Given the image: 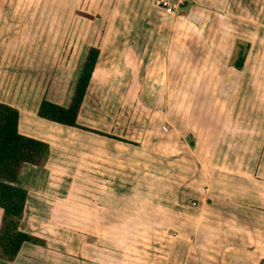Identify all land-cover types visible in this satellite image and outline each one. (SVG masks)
Returning a JSON list of instances; mask_svg holds the SVG:
<instances>
[{
    "label": "crops",
    "instance_id": "crops-1",
    "mask_svg": "<svg viewBox=\"0 0 264 264\" xmlns=\"http://www.w3.org/2000/svg\"><path fill=\"white\" fill-rule=\"evenodd\" d=\"M10 1L0 0V34L17 39L0 42V102L19 110L23 135L51 148L45 167L25 165L18 183L28 191L20 230L46 246L24 244L14 264H264V0H173L174 14L155 0H72L51 31L57 56L38 57V71L29 67L33 14ZM94 1L111 24L98 36L74 28L71 42L83 52L60 57L76 12L101 16ZM238 40L250 44L241 71L232 65ZM37 43L38 54L47 49L45 37ZM93 47L100 56L78 123L126 142L37 115L43 99L71 105ZM120 50L137 57L138 93L127 94L132 105H102L109 91L99 82L125 66ZM146 66L164 67L157 81L181 70L182 92L193 93L176 127L158 91L144 94L142 83L155 81Z\"/></svg>",
    "mask_w": 264,
    "mask_h": 264
},
{
    "label": "trees",
    "instance_id": "trees-1",
    "mask_svg": "<svg viewBox=\"0 0 264 264\" xmlns=\"http://www.w3.org/2000/svg\"><path fill=\"white\" fill-rule=\"evenodd\" d=\"M248 49L249 45L237 43L232 64L235 69L239 71L243 69ZM99 56V47L88 50L69 107L43 99L38 107L37 115L49 122L126 142L112 135L82 127L78 123L81 106L97 69ZM19 124V110L0 102V209L3 211L0 227V260L2 264H14L24 244L46 246L44 240L20 230L28 191L20 187L18 183L25 165L44 167L49 159L51 148L46 142L23 135Z\"/></svg>",
    "mask_w": 264,
    "mask_h": 264
},
{
    "label": "rangeland",
    "instance_id": "rangeland-1",
    "mask_svg": "<svg viewBox=\"0 0 264 264\" xmlns=\"http://www.w3.org/2000/svg\"><path fill=\"white\" fill-rule=\"evenodd\" d=\"M26 4H28L31 13L33 14L30 17V25H28V31L31 32L30 41H29V45L31 48V50L29 51L30 53L29 54L30 66L29 67L32 71L34 70L38 71L40 68H42L37 63H35L38 57H45L46 59L51 58V57L56 58L57 53H58V50L51 49L53 47L52 46L53 34L51 33V31H52V28H55V26L58 25L57 23L60 21V19L56 18V15H58V12L60 9L67 11V12L69 10L74 9L75 2L72 0H26V2H23L22 0H17V1L11 0L9 2V7L13 10L16 9L17 11H19V10H22ZM194 5L196 4L194 3ZM102 6H103V3H102ZM198 6L200 8H203L201 4H199ZM93 7H95L96 12L101 13L100 14L101 16H99L98 14L91 15L90 13L88 14L80 10L77 11L76 14L81 19L78 18V20L73 21V24L71 25V27L73 28H71V31L68 33V36H67V41H66L67 44L65 43L64 48H62L59 51L60 57H70L71 55H72L71 57H75L76 53L79 57L81 53L83 52V50L79 48L78 42H71L74 36V34H72L71 32L74 28L80 27L81 25L83 27H87L89 30L93 28L97 32V36H98L102 28H105L106 26L111 24L112 18L106 15L110 11L109 10L107 11L105 6L100 8L98 1L97 2L94 1ZM104 9L107 12H105ZM37 11H41L42 16L40 18L34 17V15H37ZM85 15H89V16L86 17ZM85 20H87V22H85ZM124 20H125L124 25L128 27L132 25V23L129 22L128 19H124ZM37 21H40V24H34ZM64 21H69V18H66ZM176 22L177 20H174V23L177 27L185 26L188 24L187 22L185 23L183 20H181L179 24H176ZM36 25H41L40 29L42 32L45 27L47 31L45 36L42 35V32H38V30L36 31L34 30V26ZM43 37L46 38L47 49L40 51V53L38 54L39 51L37 50V47H38L37 41L38 39L40 40ZM16 39H17V35L15 33L6 32L5 30H3L0 34V42L8 43V41H11L12 44L15 45ZM237 43H241L242 45H249V49L247 51V55H248L249 50H250V44L246 43V41L238 40L235 43V47L237 46ZM235 49L233 52V56L235 54ZM18 51L19 53H21V42H20ZM62 54L63 56H61ZM119 56L120 58L123 57V59L125 60V66H121L118 64L115 65L114 67L110 69V71H112L111 74L110 75L107 74L108 76H106L105 78L102 76L100 80L101 82H99V83H105L107 90L109 91V93H106L105 97L102 96L101 98L102 105L112 106L114 102L116 101L118 102L119 105H123L124 103L126 105H130V104L132 105L133 101L129 98L127 94L130 93V97L133 98V96H135V93H138L139 82L134 81V75L138 73V69H140V67H139V64L137 65V62H136L137 57L135 53H133V51H130L129 54L126 53L124 56V52L120 50ZM103 66H105V64H103ZM44 67H46V69L48 70L51 66H44ZM145 72H147V74L149 73L148 75H151L149 77H151L152 79H155V81H150V82L145 81L144 83H142V85L144 84V86H146V88L149 91V93H144V94L149 95L151 93H157L158 91L157 100L159 103V107L167 105L166 108L168 109V111H170V109L174 110V113L169 115V118H170L169 121L173 126L176 127L177 125H179L180 120L183 118L184 104L185 103L187 104V101L189 100L192 101V99H190L191 97H189L188 94H190V96H192L193 94V93H184L185 91L182 92V86L186 85L187 83H182L181 79L176 80L180 77L181 70L177 71L176 74H173V72H171L170 70V73L173 79L169 78V79H165L162 81H157L158 77H155V76L158 73H163L162 79H164V73H165L164 67L146 66ZM167 73H169V71ZM93 87L95 88V86ZM123 88L126 89V92L124 94L122 91H120V89H123ZM142 88L143 86L141 87V90ZM155 115L156 117H159L160 114H155ZM116 116L118 115L116 114L110 115L111 123L115 121ZM99 117H101V115H99ZM129 117H131L132 119L134 117V114L133 113L129 114ZM94 119L97 121H101L100 118L99 119L94 118ZM166 128H167L166 130L167 133H170L173 129V127L169 124L166 125ZM57 169H59L60 171H64L63 169H60V168H57ZM0 213L2 214L1 210H0Z\"/></svg>",
    "mask_w": 264,
    "mask_h": 264
},
{
    "label": "built area",
    "instance_id": "built-area-1",
    "mask_svg": "<svg viewBox=\"0 0 264 264\" xmlns=\"http://www.w3.org/2000/svg\"><path fill=\"white\" fill-rule=\"evenodd\" d=\"M178 4H174L173 0H155L156 7L165 14H174L178 8Z\"/></svg>",
    "mask_w": 264,
    "mask_h": 264
}]
</instances>
